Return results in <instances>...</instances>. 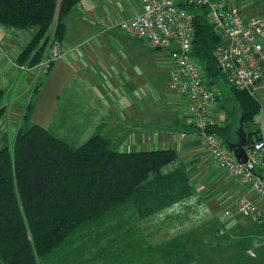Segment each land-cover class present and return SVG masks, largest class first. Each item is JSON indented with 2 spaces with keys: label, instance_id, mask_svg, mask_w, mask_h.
Segmentation results:
<instances>
[{
  "label": "trees",
  "instance_id": "16d2710c",
  "mask_svg": "<svg viewBox=\"0 0 264 264\" xmlns=\"http://www.w3.org/2000/svg\"><path fill=\"white\" fill-rule=\"evenodd\" d=\"M81 1L0 0L1 27L35 30L17 62L33 67L50 40L62 42L63 20ZM180 1L193 14L192 55L206 80L219 87V81L227 82L214 55L221 40L213 33L205 8ZM230 88L244 127L254 126L260 101L254 94ZM33 94L12 147L0 150V264H133L148 255L164 264L193 263L192 255L177 252L183 246L178 238L153 249L144 236L134 233L150 218L178 219L192 197L201 199L187 167L176 164L177 153L116 151L99 133L72 145L28 124ZM2 104L0 94V117ZM230 125H212L207 132L229 142L239 123L233 118ZM257 133L250 132L247 145ZM256 217L254 223L263 219L259 226L263 228L264 215Z\"/></svg>",
  "mask_w": 264,
  "mask_h": 264
},
{
  "label": "crops",
  "instance_id": "0c3cea01",
  "mask_svg": "<svg viewBox=\"0 0 264 264\" xmlns=\"http://www.w3.org/2000/svg\"><path fill=\"white\" fill-rule=\"evenodd\" d=\"M139 11L138 0H82L76 4L63 20L62 44L67 53L44 77L36 70L13 67L14 63L20 65L17 59L35 30L0 26V150L12 147L31 90L38 86L28 124L73 142L99 133L120 152L173 150L178 156L176 164L187 167L196 194L216 209V220L231 221L238 217L236 200L255 201L257 197L237 178L217 168L204 150L183 97L168 89V53H157L118 28L120 21ZM218 92L221 99L210 115L216 127L222 128L233 122L238 108L235 100L233 108L224 103L220 85ZM259 125L256 121L247 130L242 123L246 137ZM237 128L229 142L237 141Z\"/></svg>",
  "mask_w": 264,
  "mask_h": 264
},
{
  "label": "built area",
  "instance_id": "2783aa9c",
  "mask_svg": "<svg viewBox=\"0 0 264 264\" xmlns=\"http://www.w3.org/2000/svg\"><path fill=\"white\" fill-rule=\"evenodd\" d=\"M138 2L139 13L120 21L118 28L147 47L168 50L171 62L168 89L183 97L191 125L199 132L204 150L217 168L237 178L243 188L257 197L255 201L245 197L236 200L235 215L241 218L264 215L263 117L257 138L246 145L247 162L239 164L226 144L207 132L209 126L216 125L210 111L217 104L218 87L206 80L203 69L192 55L193 14L181 5L180 0ZM185 2L206 9L207 21L221 40L214 55L226 81L238 91L254 94L264 83V19L256 14H245L228 0ZM66 53L62 42L50 40L37 65L28 67L14 63L13 67L22 71L36 70L37 75L44 76ZM223 213L230 214L229 211ZM247 254L255 258L253 251L249 250Z\"/></svg>",
  "mask_w": 264,
  "mask_h": 264
},
{
  "label": "rangeland",
  "instance_id": "374dc122",
  "mask_svg": "<svg viewBox=\"0 0 264 264\" xmlns=\"http://www.w3.org/2000/svg\"><path fill=\"white\" fill-rule=\"evenodd\" d=\"M228 1L247 15L256 14L264 19V0ZM156 52L167 54L168 50L162 49ZM218 84L224 91L222 100L233 108L234 100L230 84L225 81H219ZM35 89L36 87L32 88L31 94ZM254 96L260 101V109L254 122L257 121L260 124L262 117L264 120V83L255 91ZM234 114L235 122L239 123L241 114L235 111ZM245 127L247 130L252 128L250 123H246ZM85 141L70 140L68 143L72 145L79 143L80 145ZM201 199L197 195L192 197L187 212L178 219L159 216L150 218L138 224L134 233L144 236L153 249L164 245L167 240L178 238L175 240L182 242L183 246L178 248L177 252L192 255L193 264H264V227H259L263 219L259 221L260 224L257 223L258 225L254 223L256 216L242 218L228 216L233 219L231 221L216 220L214 206L212 210V206L207 203L206 199L202 196ZM134 238L135 235L130 239ZM249 250L255 253V258L247 255ZM155 258L158 257L148 255L133 264H164L161 260L157 262Z\"/></svg>",
  "mask_w": 264,
  "mask_h": 264
},
{
  "label": "water",
  "instance_id": "95a60500",
  "mask_svg": "<svg viewBox=\"0 0 264 264\" xmlns=\"http://www.w3.org/2000/svg\"><path fill=\"white\" fill-rule=\"evenodd\" d=\"M237 141L225 142L227 149L231 152L236 162L239 164H245L248 160V154L246 151L247 137L243 131L242 122H239V126L236 129Z\"/></svg>",
  "mask_w": 264,
  "mask_h": 264
}]
</instances>
